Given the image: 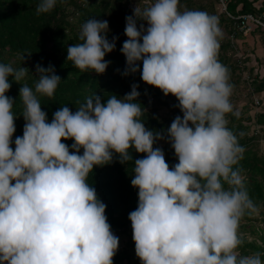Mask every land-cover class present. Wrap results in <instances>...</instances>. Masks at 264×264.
<instances>
[{
    "label": "clouds",
    "instance_id": "1",
    "mask_svg": "<svg viewBox=\"0 0 264 264\" xmlns=\"http://www.w3.org/2000/svg\"><path fill=\"white\" fill-rule=\"evenodd\" d=\"M57 3L39 0L35 11L50 13ZM125 20L123 75L139 73L146 85L175 97L182 117L167 129H148L133 83L122 98L94 94L74 112L60 106L49 122L41 98L54 99L62 82L54 66L37 64L33 75L22 66L31 53L17 54L18 67L0 63V264H113L119 238L88 181L114 157L132 163L133 151L143 155L132 169L138 206L129 213L141 264H264V252L240 251V223L259 209L237 167L245 149L228 126L233 85L218 60L217 18L182 10L180 0H138ZM108 34L107 20L87 19L66 61L103 75L117 39ZM9 78L20 85L24 120L14 149L17 101L6 95ZM68 140L71 148L62 142ZM161 140L174 150L172 167L155 146Z\"/></svg>",
    "mask_w": 264,
    "mask_h": 264
},
{
    "label": "trees",
    "instance_id": "2",
    "mask_svg": "<svg viewBox=\"0 0 264 264\" xmlns=\"http://www.w3.org/2000/svg\"><path fill=\"white\" fill-rule=\"evenodd\" d=\"M258 1L180 0V3L182 10L203 11L217 18L221 30L218 60L228 68L230 83L233 85L230 97L233 112L227 116L228 126L237 134L240 145L245 149L237 167L241 169L250 198L259 209L260 216H263L264 154L260 152L259 147L260 139L264 136V113L259 112L257 108L262 102L260 95L264 94V77L258 72L261 57H254L252 54L255 52L254 47L249 55L240 49L247 41L242 39V34L238 32L241 20L237 18L251 15L264 24V0H260L261 5L257 6L255 4ZM137 2L138 0H58L52 12L37 15L35 8L39 0H0V63H13L18 67L21 61L17 54L31 53V57H26V63L22 66L29 68L33 75L37 64L45 68L54 66L62 82L54 99L41 98L42 109L47 113L49 122L60 106L67 105L74 112L80 103H84L87 97L94 94L103 97L105 93H109L122 98L130 92L131 85L135 83L139 85L138 102L147 110L143 117L145 126L157 131L167 129L176 116L182 117L176 98L171 95L165 97L159 89L146 85L139 73L123 75L126 60L120 50L127 39L124 33L125 18L132 15ZM140 6L143 7V3ZM91 17L107 20L108 39L111 41L113 37L117 38L115 50L105 56V60L110 61V64L103 75L82 73L71 61H66V48L79 42L80 26ZM255 32L264 49V28L254 25L249 37ZM9 79L11 89L6 95L17 101L13 109L17 117L12 144L14 149L15 137L23 135L24 120L21 116L22 105L19 102L20 85ZM25 82L32 86L35 78H29ZM255 95L259 96L258 106L254 104ZM62 142L69 148L73 143L71 140ZM155 146L163 149L170 167L178 162L170 144L161 140ZM82 152L83 150L81 154ZM132 156L133 162L129 164L121 165L119 158L114 157L111 164L94 168L88 181L106 205L105 214L112 232L125 237L124 246L113 258V264H141L135 254L129 213L138 206V189L131 185L132 169L134 161L143 158V155L133 151ZM259 233L257 239L260 244L248 241L241 235L243 245L240 251L243 254L264 252V233ZM261 258L264 260V256Z\"/></svg>",
    "mask_w": 264,
    "mask_h": 264
},
{
    "label": "rangeland",
    "instance_id": "3",
    "mask_svg": "<svg viewBox=\"0 0 264 264\" xmlns=\"http://www.w3.org/2000/svg\"><path fill=\"white\" fill-rule=\"evenodd\" d=\"M250 27L253 29L252 25H250ZM250 31L247 33H243V34L241 33L242 39H246L245 41H247V42L243 43L241 45L240 49L243 53H246L247 55H249L251 53L250 52L251 49L254 47L255 52L252 54L254 55V57H258V58L261 57V61H260L261 64L259 63L258 72H260L261 75L264 77V49H263L262 45L260 44V38L256 34V32L252 33V35L249 37ZM260 96L262 97V102H261L259 108H257V109L259 112L264 113V94H261ZM255 97L257 99H259L258 95H255ZM240 103L242 104L243 101L241 100ZM263 135H264V131H263ZM259 148H261L260 152H262V154H264V136L260 139V147ZM262 211H264V208H262ZM259 231L260 232L262 231L264 233V215L260 216V214L257 213V214H254L252 216L246 215L242 219V221L240 223V227H239V233H240V235L244 236L245 239H247L248 241L252 240L257 244H260V242L257 239L258 238L257 234H260ZM115 235L119 238L118 250H120L124 246L125 237L121 234H115Z\"/></svg>",
    "mask_w": 264,
    "mask_h": 264
},
{
    "label": "built area",
    "instance_id": "4",
    "mask_svg": "<svg viewBox=\"0 0 264 264\" xmlns=\"http://www.w3.org/2000/svg\"><path fill=\"white\" fill-rule=\"evenodd\" d=\"M223 10H224V5L222 4ZM239 18L238 20H241V22L239 23V27H238V32L240 33H247L251 30L250 25H259L261 27L264 28V24L260 22L259 19L252 17L251 15H246V16H242V17H237ZM247 78V76H246ZM254 104L256 106H258L259 101L258 99H254Z\"/></svg>",
    "mask_w": 264,
    "mask_h": 264
},
{
    "label": "crops",
    "instance_id": "5",
    "mask_svg": "<svg viewBox=\"0 0 264 264\" xmlns=\"http://www.w3.org/2000/svg\"><path fill=\"white\" fill-rule=\"evenodd\" d=\"M255 5H257V6L261 5L260 0Z\"/></svg>",
    "mask_w": 264,
    "mask_h": 264
}]
</instances>
